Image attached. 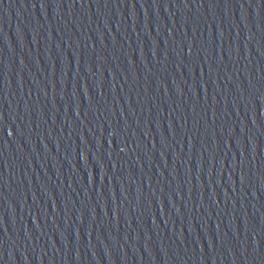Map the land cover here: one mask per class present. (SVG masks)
I'll return each instance as SVG.
<instances>
[{
  "label": "water",
  "instance_id": "water-1",
  "mask_svg": "<svg viewBox=\"0 0 264 264\" xmlns=\"http://www.w3.org/2000/svg\"><path fill=\"white\" fill-rule=\"evenodd\" d=\"M0 264H264V0H0Z\"/></svg>",
  "mask_w": 264,
  "mask_h": 264
}]
</instances>
